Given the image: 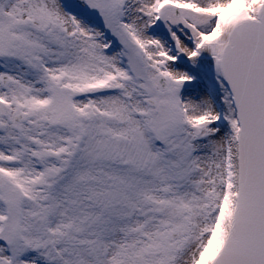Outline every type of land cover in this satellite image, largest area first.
Segmentation results:
<instances>
[{
    "label": "snow or ice",
    "instance_id": "snow-or-ice-1",
    "mask_svg": "<svg viewBox=\"0 0 264 264\" xmlns=\"http://www.w3.org/2000/svg\"><path fill=\"white\" fill-rule=\"evenodd\" d=\"M0 264H264V0H0Z\"/></svg>",
    "mask_w": 264,
    "mask_h": 264
}]
</instances>
